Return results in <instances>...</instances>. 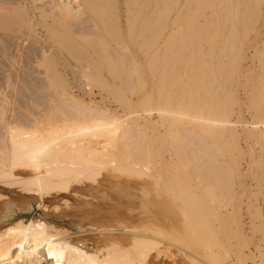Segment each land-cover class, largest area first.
Masks as SVG:
<instances>
[{
  "label": "bare ground",
  "instance_id": "obj_1",
  "mask_svg": "<svg viewBox=\"0 0 264 264\" xmlns=\"http://www.w3.org/2000/svg\"><path fill=\"white\" fill-rule=\"evenodd\" d=\"M179 1L0 0V55L34 59L53 89L26 115L0 99V186L20 193L0 207V264H164L162 251L190 264H264V0L253 10L249 0H192L184 16ZM207 9L219 34L197 24ZM175 20L184 36L161 46ZM116 81L131 94L119 100L125 114L93 98ZM76 188L97 198L80 193L85 216L59 225L39 212ZM131 192L134 203L120 197ZM223 200L216 233L238 248L228 261L207 249L217 219L208 202Z\"/></svg>",
  "mask_w": 264,
  "mask_h": 264
},
{
  "label": "rangeland",
  "instance_id": "obj_2",
  "mask_svg": "<svg viewBox=\"0 0 264 264\" xmlns=\"http://www.w3.org/2000/svg\"><path fill=\"white\" fill-rule=\"evenodd\" d=\"M197 1V0H196ZM250 1V8L253 10V9H255V7L257 6V3L259 2V0H249ZM195 1H192V0H180L179 1V8H180V10H181V15H187V14H189V12H192L193 10H194V7H195ZM204 11H206V15H205V17H204V13L202 14V16H199L198 18H197V24H199V26H201V25H206V28H205V30H209L211 33H220V28H218V27H212V26H209V25H212V22H211V20H212V18H211V20L209 19V18H207L208 16L210 17V14H209V10L207 9V10H204ZM171 17L172 16H170L167 20L169 21V20H171ZM208 21V22H207ZM211 22V23H210ZM175 24V26H173V27H171V25H169L170 27H168L167 29H166V32H164V34L160 37V43H162L161 44V46L163 45V44H175V42H177V40L178 39H180V38H182L183 36H184V34H185V28H183V25H184V23H183V21H180V20H175V22H174ZM207 26H209L208 28H207ZM180 27V28H179ZM210 28H211V30H210ZM204 28H202L201 30H203ZM219 31V32H218ZM5 46V45H4ZM6 47L9 49V50H12L13 49V44L11 45V43L10 44H6ZM2 48H3V46H2ZM72 61V63L74 62V60H71ZM17 63H19V66H21V67H26L27 69L25 70V72L27 73H25V72H22V74H21V71H14V65H17ZM31 67H32V69H31ZM36 67H35V60L34 59H28V58H23V59H19V60H17V59H15L14 61H10V59L7 57V56H4V55H0V99H8V100H14V106L12 105V106H9L10 108H13L14 107V109H15V107H16V109H17V111H18V114H22V115H26V113H25V110H24V107H37V105H39V104H42L43 102H47V100L49 99V95L52 93V90L53 89H51V88H47V86H46V84H47V82L49 81V79H50V75L48 74V76L43 72L44 71V69L41 67V68H38V69H35ZM38 70V71H37ZM33 71H35V72H33ZM20 72V73H19ZM29 72V73H28ZM31 72V73H30ZM31 74H33V75H31ZM38 74H40V76H38ZM20 75V76H19ZM26 77V78H24V76ZM29 75H31V76H29ZM42 75V76H41ZM44 75V76H43ZM19 77V78H18ZM71 76L70 75H66V78H69L70 79V81L71 82H73L74 83V81H72V79L70 78ZM34 78H35V80H34ZM107 78V77H106ZM108 78H110V77H108ZM36 79H38V80H36ZM23 80H25V81H23ZM26 80H27V82H26ZM79 80H80V82H81V84H79L80 82H79ZM85 80V78H84V76H80V77H78V83L77 84H79L80 86H82V85H84L83 84V81ZM136 80V81H135ZM16 81V82H15ZM109 81H112V80H110L109 79ZM132 82L131 83H133V85L135 86V90H138L139 88H140V85H142L141 83H140V85H139V83H138V81H137V79L135 78V77H133L132 78V80H131ZM2 82V83H1ZM117 83H116V85L115 86H113L112 88H108L105 92H103V94H101L102 95V97L99 95V93L97 92V91H99L97 88L94 90V93H95V97H93L95 100V103L96 104H98L99 106L100 105H105V106H109V108H111V109H113L114 111H116L118 114H125V113H127L128 112V110L126 109V108H121V107H118V105H120V103H119V100L122 98V96L123 95H128V96H131V94L127 91V90H122L123 92H121L120 90H117V89H115V87H120L119 86V81H116ZM14 85H13V84ZM41 83V84H40ZM71 84V86L73 85L74 86V84ZM144 83L146 84V81H145V78H144ZM155 83V82H154ZM29 84V85H28ZM31 84V85H30ZM35 84V85H34ZM40 84V85H39ZM144 84V85H145ZM11 85H13L14 87H11ZM18 85V86H17ZM112 85H113V83H112ZM158 84L156 83V85L155 86H157ZM1 86H3V87H1ZM28 86V87H27ZM72 86V87H73ZM13 88H15V89H17V90H15V89H13ZM30 88H32V89H30ZM34 88H36V89H34ZM38 88V89H37ZM45 88V89H44ZM43 89V90H42ZM48 89V90H47ZM46 90V91H45ZM57 90V89H56ZM17 91V92H16ZM19 91V92H18ZM42 91V92H41ZM84 91V90H83ZM33 92V93H32ZM35 92H36V94H37V96H38V98H37V96L36 97H34V95H35ZM45 92V93H44ZM86 92V91H85ZM11 93V94H10ZM22 93V94H21ZM24 93V94H23ZM47 93V94H46ZM53 93H54V91H53ZM80 92L78 91V90H76V89H73V94H75V95H78ZM1 94H2V96H1ZM17 96H16V95ZM43 94V95H42ZM46 94V95H45ZM130 94V95H129ZM10 95H12L11 97H10ZM25 95V96H24ZM46 97H45V96ZM48 95V96H47ZM8 96V97H7ZM15 96H16V98H15ZM24 96V97H23ZM27 96V97H26ZM81 96V95H80ZM106 96V97H105ZM5 97V98H4ZM7 97V98H6ZM15 99H14V98ZM28 97H29V100H28ZM42 97V98H41ZM13 98V99H12ZM27 98V99H26ZM39 100H37V99ZM40 98H41V100H40ZM48 98V99H47ZM132 98H134L133 96H132ZM33 99V100H32ZM44 99V100H43ZM46 99V100H45ZM26 100H28V101H26ZM43 100V101H42ZM108 101V102H107ZM36 102V103H35ZM40 102V103H39ZM105 103V104H104ZM107 103V104H106ZM109 103V104H108ZM20 104H21V106H20ZM18 105V106H17ZM95 105V104H94ZM22 106H23V108H22ZM20 107H21V109H20ZM19 108V109H18ZM16 109H15V113L17 112L16 111ZM9 113H7V115H8ZM247 116V118H248V115H246ZM150 118H153V121L155 120V118H156V114H153V115H151V116H149ZM162 131V133H163V130H161ZM149 136L150 137H152V139L154 138V136H153V134L152 133H149ZM157 144V145H156ZM216 145V144H215ZM231 145V143H228V142H225V143H217V147L222 151V152H226L227 150H229V152L230 153H232V154H236V147H234V146H230ZM159 146V144L158 143H154L153 144V147L154 148H157ZM231 148H230V147ZM229 147V148H228ZM245 166V165H244ZM182 170H183V174H185V172H186V170H187V168L184 170V168H182ZM99 177L100 176H98V178L97 179H99ZM85 182H88V183H91V181L89 182V180H86ZM0 185L2 186V184L0 183ZM0 186V207L2 206V204H4V203H10V204H13V203H15V200L17 199V197L20 195V193H18V192H16V191H12V187H8V186H6L7 188H5V186L4 187H1ZM219 188H221V186H218V191H220L219 190ZM2 189H4V190H2ZM75 189V188H74ZM73 189V194H68V193H65V194H67L68 195V197H66V198H60V197H58L55 201V206H57V209L55 210V209H52L51 207L46 211H44V210H40L39 212L40 213H44V214H48L49 215V217H51V216H53L52 217V219H56L57 220V224H59V225H62V224H64L65 222H73V221H76V219H73V218H75L76 216V218H78V217H82V216H85V215H83L84 213H85V209L86 208H83L84 207V204L82 203V202H79L80 201V199H82V197H81V194L83 195V196H85V198H86V200L85 199H82L84 202H86L87 201V198H88V200H90V201H92V202H97V198H96V196H92L91 195V193L90 192H88V191H85V190H83V189H79V193H78V189L77 190H74ZM6 190V191H5ZM83 191H84V193H86V194H84L83 193ZM11 193V194H10ZM17 193V194H16ZM75 193V194H74ZM81 193V194H80ZM132 193V194H131ZM131 193H129V194H127V195H124V194H120V197H124L125 199H128L129 200V198H130V202L131 203H134L135 202V200H133V198H131V197H135L134 199H136L137 198V195L135 194V195H133L134 193L133 192H131ZM16 194V195H15ZM19 194V195H18ZM70 195V196H69ZM79 195V196H78ZM112 195H113V193H112ZM130 195H131V197H130ZM17 196V197H16ZM90 196V197H89ZM70 197V198H69ZM74 197V198H73ZM77 197H79V198H77ZM151 196H149V198H150ZM7 198V199H6ZM14 198V199H13ZM11 201H10V200ZM13 199V200H12ZM43 199H46L45 197H43ZM94 199V200H93ZM78 202H77V201ZM9 201V202H8ZM89 201V202H90ZM217 201H219V200H217ZM175 202V201H174ZM216 202V201H215ZM221 202V204H217L216 205V203H213V204H211L212 203V201H210V202H208V209L210 208V212H209V216H208V218L210 219L209 220V222H211V221H213V220H215V217H214V215L216 216V218L218 219H216V222L215 221H213L214 223H212L211 222V226H212V228H211V226H210V231H212V232H210V237L211 238H209V240L207 239V242H209V243H207V249H209L208 247L209 246H212L213 245V247L212 248H214V249H211V247H210V251L211 252H217V253H219V254H221L222 255V253H223V259L224 260H226V261H228V260H230L231 258H235L236 257V250L238 249L234 244L236 243V241H235V239L234 238H232L230 235V237H228L227 235H223L222 236V234L224 233V230L222 231L223 233L221 234V232H219L220 233V235L218 234V233H216V232H218V231H220L219 230V224H218V222H219V218H218V215H220V210L222 211V209H220L219 207H221L222 206V202L225 204V201L223 200V201H220ZM63 203V204H62ZM72 204V206H71V204ZM77 203H78V205H77ZM142 203V202H141ZM176 203V204H175ZM174 204L175 205H178V203L177 202H175ZM34 204V202L33 201H31L30 202V204H29V210L30 211H32L33 209H35V204ZM70 204V205H69ZM223 204V205H224ZM69 205V206H68ZM88 205V204H87ZM209 205H212L211 207H212V209H211V207H209ZM219 205V206H218ZM71 206V207H70ZM213 207H215V209H216V207H217V209L215 210ZM15 208V207H14ZM178 209H176L177 211H175V217H176V220H178L179 222H185V220L186 219H184V220H182V218L184 217V212L182 213V211L183 210H180V208L181 207H177ZM15 209H17V208H15ZM182 209V208H181ZM214 209V210H213ZM218 209H219V211H218ZM99 211H101V210H99ZM216 211V212H215ZM82 212H83V214H82ZM178 212V213H177ZM179 213H181L180 214V216L178 215ZM212 213V214H211ZM213 213H215V214H213ZM51 214V215H50ZM56 214V215H55ZM58 214V215H57ZM61 214V215H60ZM73 215V218H71V216ZM78 215H80V216H78ZM60 217V218H58L57 219V217ZM56 217V218H55ZM64 217V218H63ZM67 217V218H66ZM142 218L144 217V216H141ZM140 217V219H142ZM212 217H214L213 218V220H212ZM65 218H66V220H65ZM135 218H139L138 217V215L136 214V216H135ZM62 219V220H61ZM146 220V219H145ZM60 223H59V222ZM146 221H150V220H146ZM62 222V223H61ZM183 222V223H184ZM218 224V226H217V224ZM84 224H86V223H84ZM214 226H213V225ZM85 226V225H84ZM216 226V228H214ZM217 228H218V230H217ZM75 229V230H74ZM212 229H214V231L212 230ZM217 230V231H216ZM71 231H73V232H79L80 234H90V233H95V232H97V231H95V230H93V229H91L90 228V226H87L86 225V228H82V227H80V226H77V225H73V227L71 228ZM113 231H122L121 230V228H114V230ZM81 232H83V233H81ZM214 233H216V234H218V235H216V234H214ZM215 238H213V237ZM218 236V237H217ZM225 237V238H224ZM231 238V239H230ZM213 239V241H211ZM222 239V240H221ZM227 239V240H226ZM229 239H230V241H229ZM234 240V241H233ZM227 241V242H226ZM90 242V241H89ZM89 242H87V243H85L87 246H88V244H89V248H91V246L93 245L91 242L89 243ZM223 242H226L227 244H229V242H230V244H232L230 247L225 243V244H223ZM217 243V245H215V244ZM209 245V246H208ZM225 245V246H224ZM226 245H227V247H226ZM217 247V248H215V247ZM223 246V247H222ZM220 247V248H219ZM235 247L237 248V249H235ZM223 248V249H222ZM219 249V250H218ZM221 249V250H220ZM228 249H229V251H228ZM231 249H233L234 251H235V253H233L234 251L233 250H231ZM216 250V251H215ZM220 251H222V252H220ZM233 251V252H232ZM162 253H168V252H160V258L158 259L157 258V261H155V262H157L158 263V260H159V262H161V263H164V264H179L180 262L179 261H181V259H182V262L180 263V264H183V263H186V261H187V259H185L184 257H177L176 258V256H172V254H167V255H163ZM229 254V255H228ZM231 254H232V256H234V257H232L231 256ZM168 255H170V256H172V259H174V260H171V258L169 259L168 258ZM164 256H166V258L164 257ZM169 256V257H170ZM161 258H162V260H161ZM168 258V259H167ZM230 258V259H229ZM177 259V260H176ZM180 259V260H179ZM20 260H21V262H20ZM20 260H18L15 264H27V261L25 260V259H20ZM175 260H176V262H175ZM186 260V261H185ZM173 261V262H172ZM166 262V263H165ZM41 264H49V262L48 261H46V262H42ZM186 264H190L189 263V260L187 261V263ZM193 264V263H192Z\"/></svg>",
  "mask_w": 264,
  "mask_h": 264
}]
</instances>
